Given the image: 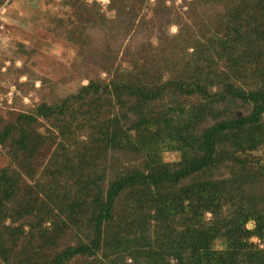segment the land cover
Segmentation results:
<instances>
[{
  "label": "trees",
  "instance_id": "obj_1",
  "mask_svg": "<svg viewBox=\"0 0 264 264\" xmlns=\"http://www.w3.org/2000/svg\"><path fill=\"white\" fill-rule=\"evenodd\" d=\"M109 2L111 19L62 0L110 37L142 2ZM186 6L190 24L166 17L177 34L157 33L130 60L107 48V78L84 76L75 95L0 132L11 159L0 169L3 264H264L251 241L264 239V0ZM84 30L66 39L91 45ZM36 114L54 132L34 135ZM48 140L52 158L40 156Z\"/></svg>",
  "mask_w": 264,
  "mask_h": 264
},
{
  "label": "rangeland",
  "instance_id": "obj_2",
  "mask_svg": "<svg viewBox=\"0 0 264 264\" xmlns=\"http://www.w3.org/2000/svg\"><path fill=\"white\" fill-rule=\"evenodd\" d=\"M136 1L142 2V5L136 13L134 23L128 26L118 25L121 30L115 27L113 33L111 32L114 35L110 34V37L107 36L109 33L104 27L98 26L94 29L92 23L86 24L87 20L79 21L72 17L73 11L66 8L62 0L1 1L0 132L9 125L18 124L21 114L35 113L41 104L51 105L75 95L89 82L84 76L107 78V74L97 65L102 61V54L108 50L107 48L119 61L130 60L140 45L157 43V33L160 36L167 34L171 37L179 32V27L169 25L166 17L180 18L181 25L191 23L186 16L188 12L186 3L191 0ZM85 2L110 19L116 16L115 12L109 10V0ZM145 22L146 26L143 24ZM157 23L158 27L152 26ZM76 28L83 30L86 28L85 36L91 38V45L80 47L71 45L65 34L67 30ZM59 33L62 35H55ZM79 65L80 67H76ZM32 117L34 121L31 130L34 135L38 133L48 135V129L54 132L51 121L37 117V114ZM9 144V141L0 144V169L10 164ZM56 148L57 144L54 145L48 140L46 147L41 149L40 156L47 154L52 158ZM255 155L264 164V149H259ZM178 159L177 153L165 154L167 162ZM43 160V158L36 160V164H45ZM251 241L259 249L264 250V239L253 238ZM0 264H3L1 260Z\"/></svg>",
  "mask_w": 264,
  "mask_h": 264
}]
</instances>
